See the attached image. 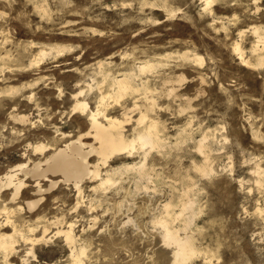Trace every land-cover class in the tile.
<instances>
[{"label": "rangeland", "instance_id": "1", "mask_svg": "<svg viewBox=\"0 0 264 264\" xmlns=\"http://www.w3.org/2000/svg\"><path fill=\"white\" fill-rule=\"evenodd\" d=\"M252 1L213 0L206 7L204 0H0V178L87 132L89 111L74 113L76 99L87 100L92 111L106 96L102 108L118 118L125 108L145 110L154 103L149 120L160 122L164 142L146 156L137 149L106 165L97 154L90 156V165L99 162L101 177H85L80 194L61 175H49L59 179L57 187L30 212L26 203L40 196L28 176L29 186L15 202L11 187L0 190L1 234H12L16 226L33 239L46 223L51 226L44 243L16 235L8 264H72L71 251L82 250L84 264H174V248L167 246L159 220H169L181 237L193 236L199 254L188 264H264V65L252 52L254 29L264 28V0ZM141 61L157 69L141 73ZM128 72L135 75L138 96L108 97L111 79ZM130 115L128 139L140 113ZM83 141L93 142L90 136ZM41 144L46 149L36 151ZM205 164L214 172L198 173ZM106 177L113 184L102 188ZM187 202L194 210L179 217ZM59 225L63 231L72 225L76 243L54 235ZM0 260L6 261L1 253Z\"/></svg>", "mask_w": 264, "mask_h": 264}, {"label": "bare ground", "instance_id": "2", "mask_svg": "<svg viewBox=\"0 0 264 264\" xmlns=\"http://www.w3.org/2000/svg\"><path fill=\"white\" fill-rule=\"evenodd\" d=\"M39 1V0H38ZM203 1V0H202ZM206 2V7L210 6V4H212V1L213 0H204ZM220 1V0H219ZM222 1V0H221ZM254 1V0H253ZM252 1V3L254 2H259L260 0H255L254 2ZM31 2V1H30ZM47 2V1H46ZM233 2V1H232ZM248 2V1H247ZM36 3V1H35ZM244 3V2H243ZM10 4V3H9ZM43 4V3H42ZM41 5V3H40ZM38 5V6H40ZM213 5V4H212ZM236 5V4H234ZM258 5V3H257ZM36 6V5H34ZM42 6V5H41ZM40 6V8H41ZM211 7V6H210ZM256 7V6H255ZM36 8H38L36 6ZM34 8V9H36ZM261 7L257 6V11H259ZM264 8V7H263ZM209 10L211 11V9L209 8ZM254 10V9H253ZM206 11V10H205ZM250 11V9H249ZM245 12V11H244ZM2 13V12H1ZM46 15V14H45ZM42 16V15H41ZM43 17V16H42ZM256 17V16H255ZM258 17V16H257ZM214 22V20H213ZM257 25V24H256ZM3 28V27H2ZM254 28V27H253ZM241 30V28H240ZM243 30V29H242ZM250 30V29H249ZM244 31V30H243ZM3 32V31H1ZM2 34V33H1ZM247 34V33H246ZM254 34H255V38L256 39V42H255V45L252 46V52L254 53V57H256L255 59L257 60V64L259 66H262L264 65V28H261V25L260 27H257L254 29ZM242 35V34H241ZM245 35V34H244ZM248 36V35H246ZM253 37V36H252ZM4 41V40H3ZM243 41V40H242ZM254 42V41H253ZM25 43V42H24ZM19 44V43H18ZM29 44V43H28ZM235 45V44H234ZM233 45V46H234ZM242 45V44H241ZM1 46V45H0ZM19 46V45H18ZM236 48L234 49V51L238 52V55L241 57L240 59L243 61V62H246V63H249V61H246L245 59L248 57H246L244 59V55H243V51L241 50V47L239 45H235ZM28 47V46H27ZM1 48V47H0ZM243 48V47H242ZM5 49V48H4ZM20 49V48H19ZM22 49V48H21ZM30 49V48H29ZM55 49V48H54ZM26 50V49H24ZM52 50V49H51ZM18 51V50H17ZM20 51V50H19ZM18 51V52H19ZM23 51V50H22ZM32 51V50H31ZM233 51V52H234ZM1 52V51H0ZM3 52V51H2ZM23 52H26V51H23ZM52 52V51H51ZM245 52V51H244ZM21 53V52H20ZM185 53V52H184ZM188 53V52H187ZM249 53V51H248ZM6 54V53H5ZM10 54V53H9ZM18 54V53H17ZM32 54V53H31ZM42 54H46L45 51L42 52ZM235 54V53H234ZM237 54V53H236ZM246 54V52H245ZM250 54V53H249ZM247 54V55H249ZM23 55V53H22ZM36 55V54H35ZM236 55V57L238 56ZM251 55V54H250ZM249 55V56H250ZM2 56V55H1ZM13 56V55H12ZM29 56V55H28ZM41 56V54L39 55ZM3 57V56H2ZM9 57V56H8ZM20 57V55H19ZM24 57V56H23ZM1 58V57H0ZM4 58V57H3ZM188 58V57H187ZM191 58V57H190ZM252 57H250L251 59ZM2 59V58H1ZM9 59V58H8ZM43 59V58H42ZM254 59V58H253ZM18 60V58H17ZM23 60V59H21ZM183 60V59H182ZM190 59H188L189 61ZM195 60V59H194ZM198 60V61H197ZM196 61L197 63H202V59L201 58H198ZM248 60V59H247ZM20 61V60H19ZM32 61H36L35 59L32 60ZM150 61V60H149ZM140 62L141 65L138 66V70L139 72L141 73H146V72H149V71H152V69H157L155 64H152L151 62ZM167 61V60H166ZM253 61V60H252ZM37 62V61H36ZM155 62V61H154ZM254 63V62H253ZM3 64V63H2ZM1 64V65H2ZM107 64V63H106ZM106 64H103L106 65ZM256 62H255V66H257ZM32 65H33V62H32ZM97 65V64H96ZM111 65V64H110ZM157 65V64H156ZM243 65V64H242ZM246 65V64H245ZM244 65V66H245ZM4 66V64H3ZM136 66V65H135ZM1 67V66H0ZM6 67V66H5ZM26 67V66H25ZM24 67V68H25ZM28 67V66H27ZM32 67V66H31ZM105 67H109V66H105ZM251 67V66H250ZM2 68V67H1ZM0 68V70H1ZM11 68V67H10ZM20 68V67H19ZM103 67H101V71L103 70L102 69ZM133 68V67H132ZM255 68V67H254ZM253 68V69H254ZM258 68V66H257ZM13 69V68H12ZM23 69V67H22ZM98 69V68H97ZM96 69V70H97ZM105 69V68H104ZM108 69V68H107ZM131 69V68H130ZM129 69V70H130ZM5 70V69H4ZM25 70V69H24ZM132 70V69H131ZM3 70H1L2 72ZM8 71V70H7ZM100 71V70H99ZM104 71V70H103ZM107 72V71H106ZM127 72V70H126ZM98 73V72H97ZM96 73V74H97ZM103 73V72H102ZM125 72H123L124 74ZM138 73V71H137ZM108 74V72H107ZM122 74V73H120ZM122 74V75H123ZM135 74H136V71H135ZM137 75V74H136ZM140 75V74H138ZM144 75V74H143ZM147 75V74H146ZM96 76V75H95ZM100 76V75H99ZM107 76V75H106ZM105 77V75L103 76ZM111 77V75L109 76V78ZM113 77V76H112ZM111 77V78H112ZM117 77V76H116ZM135 75L133 73H126L125 75H123L122 78H114L111 79V87H112V94L109 95L108 97H111L113 98L114 100L116 101H120V99L122 98L125 99V95H127L128 93H136V90L135 87H136V84L134 85L133 82L136 80L134 79ZM98 78V77H97ZM106 78V77H105ZM182 78V77H181ZM180 78V79H181ZM99 79V78H98ZM102 78H100L101 80ZM104 79V78H103ZM97 80V79H96ZM105 80V79H104ZM134 80V81H133ZM141 80V79H140ZM184 79H181L179 80L180 82H182ZM99 81V80H97ZM101 82V81H99ZM109 82V80H108ZM146 82V81H144ZM179 82V83H180ZM139 83V82H138ZM169 83V82H168ZM96 84H98L96 82ZM100 84V83H99ZM108 84V83H107ZM103 85V84H102ZM145 85V84H144ZM148 85V84H147ZM96 86V85H95ZM100 86V85H99ZM99 86H97V88H99ZM135 86V87H134ZM141 87V86H139ZM95 88V87H94ZM107 88V87H105ZM149 88V87H148ZM151 88V87H150ZM100 89V88H99ZM104 89V88H103ZM145 89V88H144ZM108 90V89H107ZM111 90V89H110ZM136 90V91H135ZM104 91V90H103ZM140 91H142L140 89ZM109 92V91H108ZM107 92V93H108ZM106 93V95H107ZM135 93H134V96H135ZM142 93V92H141ZM140 93V94H141ZM146 93V92H145ZM175 93V88H171L170 91H169V94H174ZM103 94V93H102ZM80 95V94H79ZM78 95V96H79ZM105 95V94H104ZM137 95V93H136ZM77 96V95H76ZM77 96V97H78ZM101 96V95H100ZM133 96V97H134ZM138 96V95H137ZM96 97H97V93H96ZM124 97V98H123ZM127 97V96H126ZM147 97V96H146ZM107 97L106 96H101L100 97V101H99V106L97 109L95 110H92L89 109V105L88 103L84 100H77L76 99V102L74 103V107L72 108L73 109V112L76 113V112H80L81 113H85L87 110L89 111L86 112L88 113V121L90 123V127L89 129L87 130V132H83V134H81L79 137L73 139V140H68L65 145L62 147V148H56L54 149L53 153H51L50 155H48L44 160H39L37 162H34L32 163V165H28L29 163L26 164H20V165H17L16 167H14V169L12 170H8V172H6L4 174V176H2L0 178V190H2L3 188L7 189L6 187H11L12 188V200H16V198L22 193V191L25 189V188H28V183L27 181L25 180L26 177L28 176L30 179L33 180V184L35 185L34 186V192L35 194L39 195L40 198L39 199H35V200H30L28 201L26 204L25 207L28 208L29 212L34 210L36 207H38V204L41 203L44 199V194L48 193L50 191H52L54 188L57 187L58 183H59V179L56 181V180H53V179H50L49 178V175H61V177L63 178L64 181L66 182H72L76 188V190H78L79 194L80 192L82 191L81 190V185L85 179V177H88L89 178H92V180L94 179H99L101 177V172H100V168L98 167L99 165V162L97 163V166L95 165H90V162H89V157L92 156V155H96L98 156V158L102 161L103 164H107L108 161L115 155H123L124 154H130L137 149L139 150H142V152H144V155L146 156L147 154V150H151V149H158V148H162L164 147V142L161 138V135H160V122L158 124V122L154 121L153 119H150L149 120V113L154 110L156 107L154 105V103H150L151 105L149 106H146V109L143 110L141 107H139L138 105H135L133 109H127L125 107L126 110L123 111V114L121 115L122 117L118 118V117H115V116H111L108 114V112L106 111V109L104 110L102 107L105 105V99ZM128 98V97H127ZM149 98V96L147 97ZM95 99V98H94ZM112 101V100H111ZM110 101V103H112ZM98 102V100L96 101ZM123 102V101H122ZM134 102V101H133ZM138 102V101H136ZM150 102V101H149ZM152 102V100H151ZM155 102V101H154ZM109 103V102H108ZM148 103V102H147ZM107 104V103H106ZM113 104H115L117 106V102L114 103L113 101ZM146 104V103H144ZM98 105V103H97ZM96 103H95V106H97ZM108 105V104H107ZM112 105V104H110ZM123 105V104H121ZM147 105V104H146ZM110 107V106H109ZM107 108V107H106ZM113 108H116L113 106ZM122 108V109H123ZM120 109V108H119ZM108 110V109H107ZM110 110V108H109ZM115 109H112V112H114ZM138 110L140 115L139 117H137L138 119L136 120V124L134 125H137L136 127L132 126L133 127V133L135 132V135L133 138L131 139H128V137L126 136L125 134V124L127 122L130 123L131 121V115L134 111ZM118 114V113H117ZM85 115V114H84ZM114 115V113H113ZM116 115V114H115ZM130 115V116H129ZM133 117V116H132ZM135 117V118H136ZM15 118V117H14ZM28 118V117H27ZM26 117H22L20 118L21 122L23 123L24 121L27 120ZM134 118V117H133ZM152 118V117H151ZM17 119V118H16ZM19 119V118H18ZM159 120V119H158ZM19 121V120H18ZM29 121V120H27ZM26 121V123H28ZM162 126V125H161ZM165 127V126H164ZM163 127V128H164ZM162 128V127H161ZM187 129V128H186ZM166 130V129H165ZM186 131V130H184ZM183 133V132H182ZM186 132L183 133V135L185 134ZM62 135V134H61ZM66 135V133H65ZM187 135V134H186ZM185 135V136H186ZM91 137L93 142L92 143H88V142H85L83 140H85L86 137ZM188 136V135H187ZM66 137V136H65ZM193 137V136H192ZM189 138V137H188ZM187 138V139H188ZM187 139H185V141L187 142ZM192 139V138H191ZM61 140V139H59ZM65 140V139H64ZM168 140V139H167ZM183 140V139H182ZM189 140V139H188ZM184 141V142H185ZM181 142V141H180ZM183 142V141H182ZM181 142V143H182ZM185 142V143H186ZM64 143V141H63ZM62 143V145H63ZM170 144V143H169ZM179 144V143H178ZM206 144V143H205ZM198 145V144H196ZM180 146V145H179ZM200 148H198L199 150H203L204 148V144L201 142L200 145H199ZM208 148V147H207ZM36 151H40V152H43L45 149H46V146L45 145H40V146H37L36 148ZM208 150V149H207ZM206 151V150H205ZM152 152V151H151ZM207 152V151H206ZM201 153V152H200ZM209 154V152L207 153V155ZM203 155V154H202ZM29 157V156H28ZM42 158V157H41ZM147 158V157H146ZM203 158V157H202ZM210 158V157H209ZM29 159V158H28ZM31 159H29L30 161ZM99 160V161H100ZM206 160V159H205ZM100 161V162H101ZM146 162H147V159H146ZM24 163V162H23ZM193 163V162H192ZM101 164V163H100ZM208 165V164H207ZM128 166V165H127ZM212 166V165H211ZM131 167V166H130ZM130 167H128L127 169H129ZM144 167H145V163H141V166L139 167L140 169V172L142 174L143 173V170H144ZM133 169V167H131ZM130 168V169H131ZM194 168V167H193ZM195 169V168H194ZM197 169V167H196ZM199 171H197L198 173L201 172L202 174H204L205 176L209 174V172H214L210 169V167H206V164L205 166H202V167H198ZM213 169V168H212ZM117 171V170H116ZM125 171V170H124ZM135 171V170H134ZM260 171V170H259ZM114 172V171H113ZM147 173V172H146ZM259 173V172H258ZM138 174V173H137ZM21 175H23L21 177ZM142 176V175H141ZM140 176V177H141ZM148 176V175H147ZM107 178V177H106ZM43 180H47L49 182L48 183V187H43V185L41 184V182ZM62 180V179H61ZM194 180V179H193ZM260 180V178H259ZM89 181V180H88ZM261 181V180H260ZM61 182V181H60ZM82 182V183H81ZM259 182V181H258ZM64 183V182H63ZM260 183V182H259ZM258 183V184H259ZM112 180H110V178H107L105 180H101V187L103 188L104 186H108V185H112ZM116 184V182H115ZM94 187V186H93ZM100 187V186H99ZM98 187V189H99ZM74 188V189H75ZM92 188V187H91ZM95 188V187H94ZM106 188V187H105ZM104 188V189H105ZM109 188V187H108ZM189 189V188H188ZM107 190V189H105ZM188 191V190H187ZM97 193V192H96ZM185 193V191H184ZM188 193V192H187ZM192 194V192H191ZM187 195V194H186ZM10 196V195H9ZM54 196V195H53ZM95 197V196H94ZM195 198V197H194ZM60 199V198H59ZM190 199V198H188ZM50 202V201H49ZM58 202V201H57ZM56 202V203H57ZM54 203V202H53ZM60 203V202H59ZM194 203V202H193ZM48 204V202H47ZM78 204V203H77ZM171 203H168V204H165V209L167 212H169L170 208L172 207V205H170ZM54 206V205H53ZM56 206V205H55ZM8 207V206H6ZM120 207V206H119ZM195 207L194 205H192L190 202H187V203H184L182 204V212L181 214L179 215V217H182L183 216V213L184 212H187V211H191V210H194ZM56 208V207H55ZM23 209V208H22ZM37 209V208H36ZM35 209V210H36ZM27 210V209H26ZM58 210H60L58 208ZM6 211V209H5ZM21 212V211H20ZM166 212V214H167ZM192 212V211H191ZM195 215V214H194ZM162 216V215H161ZM196 216V215H195ZM60 217V216H59ZM177 217H178V213H177ZM8 218V217H7ZM40 218H41V214H40ZM40 218H37V219H40ZM48 218V217H46ZM45 218V219H46ZM55 218V217H54ZM61 218V217H60ZM36 219V220H37ZM42 219V218H41ZM53 219V218H52ZM62 219V218H61ZM162 219V218H161ZM23 220V219H22ZM44 219H42L43 221ZM194 220V219H193ZM41 221V220H40ZM53 223L52 224H58L59 222V219H56L55 221L52 220ZM159 224L160 226L163 228L162 230H164V240L167 244V246H172L174 248V252H173V257H174V264H188L195 256H197L199 254L197 248L195 247L196 245H194V241L192 239V237L189 235V236H185V237H181L179 235V231L176 229V228H172L171 227V223L169 220H159ZM6 222L8 223H5V224H9V218L8 220H6ZM24 222V221H23ZM51 222V221H50ZM62 222V221H61ZM60 222V225H62ZM70 222V221H68ZM1 223V222H0ZM2 223V224H4ZM31 223V222H30ZM44 223V221L42 222ZM49 223V222H48ZM67 223V222H66ZM20 224V223H19ZM38 224V223H37ZM47 224V223H46ZM44 225V227L40 224V226H42L43 228V231H42V235L39 236V237H34L33 236V232L31 233V235L34 237L32 239V237H28L26 236V232L25 234H23L21 232V230H18L16 228V226H12L13 227V233L12 234H1L0 232V253L1 255L4 256V259L6 260L4 264H8V261L7 262V258H8V255L14 250V244H15V237L16 235H20L21 238H22V241L24 239L26 240H30V243L32 242L33 245L35 244H40V243H44L45 241L47 242L48 239H47V233L49 231V226L50 225ZM51 224V223H50ZM64 224V222H63ZM72 224V223H71ZM1 225V224H0ZM59 225V226H60ZM75 225V224H74ZM3 226V225H2ZM28 226V225H27ZM54 226H57V225H54ZM64 226V225H63ZM67 226V225H66ZM9 227V226H8ZM21 227V226H20ZM37 227V225H36ZM51 227V226H50ZM186 227V226H185ZM189 227V226H188ZM5 228H7L5 226ZM28 228V227H27ZM32 228V227H31ZM58 228V227H57ZM22 229V228H21ZM30 229V228H29ZM4 230V229H3ZM31 230V229H30ZM73 228H72V225H69L67 227V230L63 231L62 230V227L60 226V229L59 231L57 230L55 232L54 235H65V238H66V241L71 245L73 244L74 242L76 243L75 241V237L77 236H74L73 234ZM186 230V229H185ZM25 231V229H24ZM29 230H27L28 232ZM55 231V230H54ZM53 231V232H54ZM36 232V231H35ZM52 232V231H51ZM30 233V232H28ZM37 233V232H36ZM52 234V233H51ZM187 234V233H186ZM63 235V236H64ZM163 235V234H162ZM50 236V235H49ZM53 236V235H52ZM55 237V236H54ZM20 238V239H21ZM18 240V239H17ZM80 240V239H79ZM20 242V241H18ZM27 242V241H26ZM67 243V245H68ZM78 243V242H77ZM24 244V242H23ZM17 245V244H16ZM84 245V244H83ZM19 246V245H18ZM30 246V245H28ZM32 246V245H31ZM73 246H76V245H73ZM77 247V246H76ZM84 247V246H83ZM20 248V246H19ZM32 248V247H31ZM72 248V247H71ZM30 250V249H29ZM32 250V249H31ZM30 250V251H31ZM73 250V249H72ZM17 251V249H16ZM28 251V249H27ZM33 251V250H32ZM70 251V249H69ZM15 252V250H14ZM19 252V251H18ZM34 252V251H33ZM72 252V253H71ZM71 256H72V259H73V263L72 264H84V260H82V256L85 255V251L82 250L80 254H75L74 251H71ZM16 253V252H15ZM32 253V252H31ZM79 253V252H78ZM33 254V253H32ZM12 255V253L10 254ZM27 255V253H26ZM34 256V255H32ZM2 257V256H1ZM23 257H26V256H23ZM14 258V257H13ZM18 258V257H17ZM11 259V257L9 258ZM71 259V258H69ZM68 259V260H69ZM84 259V258H83ZM13 260V259H12ZM23 260V259H21ZM27 260V259H26ZM1 261V260H0ZM3 261V260H2ZM71 261V260H70ZM7 262V263H6ZM23 262V261H22ZM68 263V262H67ZM1 264V263H0ZM23 264V263H22ZM71 264V263H70Z\"/></svg>", "mask_w": 264, "mask_h": 264}]
</instances>
